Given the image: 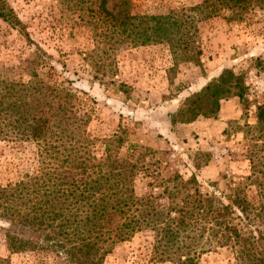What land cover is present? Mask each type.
Returning <instances> with one entry per match:
<instances>
[{"label": "trees", "instance_id": "16d2710c", "mask_svg": "<svg viewBox=\"0 0 264 264\" xmlns=\"http://www.w3.org/2000/svg\"><path fill=\"white\" fill-rule=\"evenodd\" d=\"M106 4L95 0L97 21L109 26L107 31L95 26L96 47L106 38L114 47L165 43L173 65L200 66L194 42L198 23L225 13L232 22L264 14V0H201L177 15L157 16L131 14L129 0H120L115 14ZM0 21L34 47L22 68L25 81L13 77L15 67L0 72V142L14 152L30 147L35 167L0 184L9 254L39 255L49 264H102L115 245L141 236L142 250L157 263L196 264L201 255L223 250L231 264H264V101L255 107V124L245 126L249 176L244 183L228 185L216 196L202 192L193 174L182 180L173 173L164 180L169 187L160 186L164 182L155 175L150 185L159 192L137 196L135 179L151 177L145 163L151 152L137 151L121 133L91 137L93 100L63 82L38 77L36 69L50 56L30 40L6 0H0ZM253 62L257 73H264V57ZM244 92L242 78L222 69L168 114L169 125L213 118L222 100H243Z\"/></svg>", "mask_w": 264, "mask_h": 264}, {"label": "rangeland", "instance_id": "374dc122", "mask_svg": "<svg viewBox=\"0 0 264 264\" xmlns=\"http://www.w3.org/2000/svg\"><path fill=\"white\" fill-rule=\"evenodd\" d=\"M119 1L107 0L106 8L115 14ZM6 2L30 40L50 56L46 66L36 69L38 77L45 82H63L93 100L88 134L102 140L121 133L128 144L139 148L137 151L151 152L145 154L146 174L151 177L140 175L135 179L137 196L159 192V186L150 185L155 175L164 182L173 173L182 180L193 174L202 192L216 196L226 192L228 185L245 182L249 176L245 126L255 124V107L264 101V73H257L253 62L256 57H264V14L257 12L244 22H232L225 20V13L198 23L194 42L200 50V66L193 62L173 65L174 57L165 43L114 47L106 38L96 47L95 26L100 24L106 31L109 26L97 21L95 0ZM200 2L129 0L128 10L134 15H177ZM33 49L0 21L1 73L15 67L13 77L25 81L27 75L22 68L32 57ZM222 69L242 78L243 100L230 97L220 102L213 118L199 117L188 125L168 127V118L165 120V115L159 113L163 101L178 93L197 92ZM8 146L0 142V184L35 168L30 147L14 152ZM170 184L164 182L160 186ZM247 190L254 189L249 186ZM3 227L0 221L1 264H49L39 255L9 254L3 241ZM143 244L141 236L117 244L102 264H177L149 260L142 250ZM196 264H231V260L226 251L220 250L201 255Z\"/></svg>", "mask_w": 264, "mask_h": 264}, {"label": "crops", "instance_id": "0c3cea01", "mask_svg": "<svg viewBox=\"0 0 264 264\" xmlns=\"http://www.w3.org/2000/svg\"><path fill=\"white\" fill-rule=\"evenodd\" d=\"M205 84V83H204ZM203 84V85H204ZM202 86V85H201ZM188 95L186 92L178 93L177 95L171 97L168 100L163 101V103L159 106V113L165 115V120L168 118V114L173 113L181 101ZM169 125V123H168ZM181 125H188V124H181ZM168 127H171L170 125ZM168 132V131H167ZM166 134V133H165ZM164 134V135H165Z\"/></svg>", "mask_w": 264, "mask_h": 264}]
</instances>
